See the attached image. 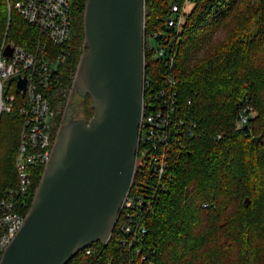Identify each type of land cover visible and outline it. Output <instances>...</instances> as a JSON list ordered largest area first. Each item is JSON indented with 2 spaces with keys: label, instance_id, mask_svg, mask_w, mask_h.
I'll use <instances>...</instances> for the list:
<instances>
[{
  "label": "trees",
  "instance_id": "obj_1",
  "mask_svg": "<svg viewBox=\"0 0 264 264\" xmlns=\"http://www.w3.org/2000/svg\"><path fill=\"white\" fill-rule=\"evenodd\" d=\"M15 1L0 0V50L6 33L8 41L34 50L37 30L10 9ZM185 1L146 0V34L158 31L172 37L166 24L171 4L182 6ZM86 3L71 0L72 38L64 46L67 53L57 81L48 91L53 105L64 103L75 118H81L76 116L81 108L64 92L72 87L85 51ZM172 42L180 108L196 126L178 144L179 154L170 157L165 188L159 189L146 215L144 250L152 264H264V0H197ZM48 51L55 55L62 50L48 45ZM168 71L146 47V78L155 88L166 86ZM248 107L254 116L239 126ZM87 111L84 119L89 120ZM89 111H94L92 106ZM23 124L19 104L1 115L0 200L18 184L15 159ZM258 136L262 140L255 142ZM44 170L32 169L30 190L16 198L24 214ZM146 180L154 181L152 174L137 171L133 189ZM118 225L105 246L92 243L68 264H130ZM87 248L94 253L88 255Z\"/></svg>",
  "mask_w": 264,
  "mask_h": 264
},
{
  "label": "water",
  "instance_id": "obj_2",
  "mask_svg": "<svg viewBox=\"0 0 264 264\" xmlns=\"http://www.w3.org/2000/svg\"><path fill=\"white\" fill-rule=\"evenodd\" d=\"M74 88L93 116L61 127L26 221L0 264H68L106 245L136 175L146 79V0H87ZM8 45L6 56L12 54ZM26 90V80L17 92ZM255 142L262 136L254 137Z\"/></svg>",
  "mask_w": 264,
  "mask_h": 264
},
{
  "label": "built area",
  "instance_id": "obj_3",
  "mask_svg": "<svg viewBox=\"0 0 264 264\" xmlns=\"http://www.w3.org/2000/svg\"><path fill=\"white\" fill-rule=\"evenodd\" d=\"M186 2L182 6L171 4L166 24L173 30L172 37L158 31L147 35L145 29V49L152 50L153 57L164 61L169 71L164 77L166 86L155 88L153 81L145 79L136 173L144 175L149 172L154 181H141L134 189L133 183L117 221L121 244L130 252V264H152L144 250L148 232L146 215L154 207L159 189L165 188L170 157L179 154L178 144L196 126L194 122L189 124L188 114L180 108L176 88L178 80L174 71L176 48L172 40L178 38L185 23ZM9 7L16 9L37 30L38 45L36 49L29 50L7 40L0 50V118L2 113L13 111L17 104L24 117L15 159L18 184L8 188L0 200V257L24 225L29 212L24 214L18 209L16 198L30 190L32 169H45L50 163L54 145L65 123L64 117L59 119L60 110L53 105L48 91L57 81V71L65 56L64 46L71 37L72 29L71 0H16ZM149 39L155 44L149 45ZM8 45L13 49L10 56L5 54ZM48 45L59 47L62 51L55 55L49 53ZM21 79L26 80V90L17 92ZM148 87L151 90L146 96ZM191 102L189 100V104ZM253 116L252 108H245L240 115V123L247 124ZM86 253L92 255L94 249L87 248Z\"/></svg>",
  "mask_w": 264,
  "mask_h": 264
},
{
  "label": "rangeland",
  "instance_id": "obj_4",
  "mask_svg": "<svg viewBox=\"0 0 264 264\" xmlns=\"http://www.w3.org/2000/svg\"><path fill=\"white\" fill-rule=\"evenodd\" d=\"M196 1L197 0H187V2H186V12H190L191 11V9L194 7ZM9 27H10V24L7 27V30L8 31H9ZM72 33H73V29H71V37H70V39L72 38ZM7 34L8 33H6V36L3 39L2 45H3V43L5 41L8 40ZM148 43H149V45L150 44L151 45H154L155 44V41L152 40V39H149V42ZM2 45H1V47H2ZM84 49H85V46H84ZM66 53H67V49H65V51H64V54H66ZM64 61H65V56L63 58V62ZM66 92L68 93V100L70 101V103H74L75 105L74 104H72V105L81 108L76 113V116L81 117V118H84V116H85V110L88 109L87 113L89 112L88 113L89 115H87V116L90 119L93 116V114H94V111H89V108L92 106V100L91 99H89V100L88 99H84L83 97H81L80 95H78L77 92H76V90H75V88H74V83H73L72 87H66V90H65L64 93H66ZM56 107H57V110H60V113H59L60 117H59V119H61V118L64 117V121L66 122L68 120V118H70V110H69V108L67 109V105L64 106V103H60V104L56 105ZM238 125L239 126H242V123H240L238 121Z\"/></svg>",
  "mask_w": 264,
  "mask_h": 264
},
{
  "label": "flooded vegetation",
  "instance_id": "obj_5",
  "mask_svg": "<svg viewBox=\"0 0 264 264\" xmlns=\"http://www.w3.org/2000/svg\"><path fill=\"white\" fill-rule=\"evenodd\" d=\"M72 117V116H71ZM74 117V116H73Z\"/></svg>",
  "mask_w": 264,
  "mask_h": 264
}]
</instances>
